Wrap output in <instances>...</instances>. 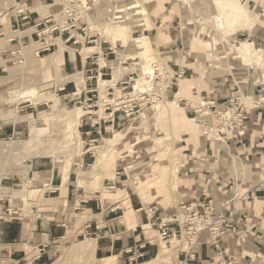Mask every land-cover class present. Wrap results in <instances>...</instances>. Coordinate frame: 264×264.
Wrapping results in <instances>:
<instances>
[{
	"label": "rangeland",
	"instance_id": "obj_1",
	"mask_svg": "<svg viewBox=\"0 0 264 264\" xmlns=\"http://www.w3.org/2000/svg\"><path fill=\"white\" fill-rule=\"evenodd\" d=\"M77 1L87 31L97 34L98 42L103 46L108 41L113 51L116 49L120 52L118 64L121 74L116 86L120 88L121 98L114 103L107 102L115 100L114 91L108 88L90 94L93 96L80 103L67 102L65 98L64 120L53 118L44 121L43 118L53 114L56 109V104L50 97L59 95L64 98L63 92L58 91V86L52 85L56 71L48 68L47 56L50 53H41L36 57L33 52L39 46H33L31 42V45L25 43L22 47L19 46L17 50L21 53L16 51L10 56L9 50H5L4 41H0V147L9 144L7 149H0V185L16 192L15 199L12 200L8 194H0V220L12 219L18 213L27 219L46 215L47 212L59 217L62 209H66L70 203L62 202L56 194L48 192L46 187L49 185L51 170H54L61 179L58 187L60 196L59 188L64 183L63 171L66 170L68 175L72 173L70 184L73 189L79 190L78 193L74 191L73 200L92 197L98 204V210L95 206L92 207L94 212H100L101 205L104 209L107 206H111V209L120 207L124 214L130 210L128 214L131 224L124 218L122 220L133 227L134 213L130 204L128 205L126 192L138 197L146 208L156 206L157 202L163 200L165 204L178 210L176 201L180 188L175 180L178 175L175 167L180 154V137L183 138L184 134H200L197 120L194 123L190 121L194 119V114L187 112V103L197 109L200 98L198 102L197 99L183 98L184 95L191 96L193 80H180L181 88L173 98L176 91L172 83L186 75L178 77L173 74L172 69L176 66L171 59L174 54L172 46H178L182 58L190 55L188 59L196 63V67H192L197 73L192 74L193 79L194 76L207 77L215 85L216 82H227L237 85L241 90L248 84L251 96L254 95L253 89L257 87L254 102L264 108V90L255 80L260 70L252 63L254 58L249 57L251 62H248L242 55L243 50L258 49L264 60V0ZM237 3L242 7L239 16L234 11ZM55 4L58 9L55 17L58 19L60 0H56ZM2 14L1 12V22L4 23L7 18L2 17ZM102 28L108 29L107 36L99 31ZM241 47L244 49H240ZM145 48L149 50L146 60L143 54L146 52ZM115 59V53L107 56V60ZM145 65L154 70L155 75L150 83L153 89L145 93L136 92L135 95L133 85L140 78V67ZM81 78L82 84L75 82V95L84 86L83 77ZM99 79L111 80L109 67L108 74ZM91 83V87L96 88L94 80ZM47 97L49 102H46ZM181 99H186V104L179 103ZM174 100L178 101L176 104L183 108L184 114L178 106L173 107L169 103ZM155 105H159L158 108ZM106 107L110 109L105 110ZM110 111L115 116L114 128L96 141H87L80 134L77 137L76 130L72 134L66 131L67 122L74 113L82 116L79 123L81 125L87 117L91 121H97L105 118V113ZM116 133L122 137L115 145L100 147L104 139H109ZM73 148L79 149L82 154L77 165L70 157ZM53 154L58 161L56 163L51 157H47ZM98 157V167L90 171ZM25 166H30L27 172L24 171ZM32 209L36 212H31ZM79 212L75 211L77 215L71 214L72 223L79 219ZM120 214L117 211L115 216ZM144 229L151 230L150 226ZM91 237L93 235L82 234L73 242H57L51 249L52 258L48 264H99L105 258L99 261L94 259L93 242L91 240V245L87 246L85 241ZM174 242L177 246L182 245L179 239H173ZM161 247L166 250L162 242ZM1 259L0 252V264ZM109 260L116 263L115 258Z\"/></svg>",
	"mask_w": 264,
	"mask_h": 264
},
{
	"label": "crops",
	"instance_id": "obj_2",
	"mask_svg": "<svg viewBox=\"0 0 264 264\" xmlns=\"http://www.w3.org/2000/svg\"><path fill=\"white\" fill-rule=\"evenodd\" d=\"M55 1L0 0V14L2 12V17L7 18L3 23L0 16V41H4L5 50H9L10 56L19 51L17 49L22 43L32 42L39 45L38 33L41 27L38 23L49 16L56 18L58 9ZM19 9L23 11L19 12ZM70 34L74 35L70 41H67L65 34L54 35L51 50L46 54H51L47 56L49 58L56 55L61 59L58 79L80 72L84 86L78 95H75L77 87L73 80L58 86V91L63 92L62 96L67 102L80 103L93 96L90 94L98 93V78L108 74V67L100 65V62L107 60V56L114 51L108 41L106 46L98 42V35L91 31L81 34L77 29H71ZM89 36H93V39L89 40ZM85 49L86 54L82 53ZM91 49L93 51H90ZM172 49L174 54L171 59L176 66L172 69L173 74H180L178 77L186 75L172 83L176 91L173 98L179 92L180 80L183 79L193 80L194 83L191 96L184 95L183 98L197 99V102L198 98L203 96L216 100L218 104L225 103L235 93L251 96L248 84L241 90L237 85L227 82L222 84L215 81V85L207 77L194 76L193 79L192 74L197 73L192 67H196V63L188 59L190 55L182 58L178 46H172ZM37 51H34V55ZM91 80H94L96 88L91 87ZM253 90L254 95L252 94L251 98L254 100V97H257V87ZM185 101L187 100L182 102ZM187 104V112L192 115L195 108L189 102ZM247 105V131L242 140H229L225 144L205 138L199 125V135L184 134L183 138L180 137V154L175 167L178 173L175 180L180 188L176 206L186 200L206 196L209 202L219 207L233 195L245 196V200L233 203L228 209L227 234L217 248L205 243L208 235L204 234L203 242L195 247L192 253L187 254L186 250L173 243L171 238L164 243L166 250H163L156 224L163 220L170 231H177L178 225L174 222L177 211L173 207L161 200L155 204L157 207L146 208L138 197L132 194L130 196L125 191L135 222L133 227L128 226L122 218L130 224L132 220L125 218L120 207L111 209V206H107L104 209L101 205L100 212H94L92 207L95 206L98 210V204L92 197L73 200L76 190L70 184V172L66 195L62 198V201L70 204L66 209H62L60 218L55 213L47 212L46 215L31 219L18 213V216L12 219L0 220L1 264H48L52 258L51 249L57 242H73L82 234L93 235L89 239L93 242V257L96 261L109 257L115 258L116 264H264V108L260 106L255 109L250 103ZM108 109L110 108H105ZM105 115V118L97 121H91L90 117L85 118L79 125V134L92 142L102 137V134L111 132L114 128V113L110 111ZM60 180L55 171L51 170L49 185L46 188L48 192L56 194L57 198ZM78 210L80 217L72 223L71 214L77 215L75 211ZM33 211L36 212L32 209L31 212ZM117 211L121 213L118 217L115 216ZM147 226H150V231L144 229ZM139 245H143L139 250L142 257L128 262L129 254L126 250L136 249Z\"/></svg>",
	"mask_w": 264,
	"mask_h": 264
},
{
	"label": "built area",
	"instance_id": "obj_3",
	"mask_svg": "<svg viewBox=\"0 0 264 264\" xmlns=\"http://www.w3.org/2000/svg\"><path fill=\"white\" fill-rule=\"evenodd\" d=\"M77 0H60V16L58 19L53 16L42 19L38 26L41 27L39 37V50L37 54L47 53L51 50L54 35L65 34L67 41L74 35L70 30L77 29L81 34H87V27L84 25V17ZM22 12V9L18 10ZM93 39V36H89ZM23 43L20 45V47ZM180 75V74H179ZM178 75V76H179ZM182 100L179 101V103ZM257 109L258 103L246 94L235 93L225 103L218 104L216 100L205 96L200 98L199 106L193 111L194 119L201 128L202 136L214 139L221 143L229 140H242L247 131V104ZM245 196L233 195L232 198L224 201L219 207L207 200L206 196L190 199L179 205L177 219V231H170L166 222L160 220L157 225V234L160 241L166 243L168 239H179L186 253H192L195 247L203 242L204 234L208 235V243L218 247L222 238L227 234V211L233 203H240ZM143 245L136 249H127L129 254L128 262L136 261L142 257L139 252ZM222 264H234L232 262Z\"/></svg>",
	"mask_w": 264,
	"mask_h": 264
},
{
	"label": "bare ground",
	"instance_id": "obj_4",
	"mask_svg": "<svg viewBox=\"0 0 264 264\" xmlns=\"http://www.w3.org/2000/svg\"><path fill=\"white\" fill-rule=\"evenodd\" d=\"M47 6V5H46ZM42 7V6H41ZM43 7H45V6H43ZM42 7V8H43ZM38 9V8H37ZM46 9V8H45ZM240 9H242V7L237 3V6L236 7H234V11H236V13L238 14V16L240 15V13H239V11H241ZM39 11H41V9L39 10ZM45 11V10H44ZM44 11H42V12H44ZM5 19V18H4ZM6 20V19H5ZM1 21H3V18L1 19ZM221 24H219V26H220ZM92 28H94V27H92ZM100 32H101V34L103 35V36H107L109 33H108V29L107 28H102L101 30H99ZM22 33H25V32H22ZM58 43H59V41H58ZM240 43H242V42H240ZM209 44V43H208ZM206 45L207 47L209 46V45ZM30 45H31V42H30ZM33 46L35 45L36 46V44H32ZM33 46H30V47H33ZM39 46V45H38ZM27 47V46H26ZM28 47H29V45H28ZM27 47V48H28ZM22 49H24V48H22ZM29 49H31V48H29ZM240 49H244V47H241ZM35 50V49H34ZM39 50V49H38ZM62 50V48H60V50L59 51H61ZM22 51V50H21ZM144 51H146L145 53H143L144 54V57H145V60L147 59L146 58V56H147V51H149L147 48H145L144 49ZM16 52V51H15ZM250 52V53H249ZM264 52V51H263ZM262 52V53H263ZM17 53H21L20 51L19 52H17ZM82 53H85L86 54V52H85V50H83V52ZM114 53H115V56H116V59L115 60H101V62H100V65H105V66H107V67H109L110 68V70H111V80H104V79H99L98 80V91L100 92V91H103V90H106L107 88H111L113 91H114V95H115V100H110V101H107V102H109V103H114V102H116V99H118L119 100V98H121L120 96L122 95L121 94V92H120V88L119 87H117L116 86V82L118 81V79H119V75L121 74L120 73V71H121V69H120V66H119V64H118V61L120 60V52L118 51V50H116V49H114ZM249 53V54H248ZM260 53V50L258 51V49H254V50H252V51H247V50H243V52H242V55L244 56V57H246L245 59H248V62H251V60L249 59V57H252V58H254L255 60H254V62H252V63H254V65L255 66H257L258 67V69L260 70L259 72H260V74L255 78V80H256V82L257 83H259L261 86H262V89L264 90V60H263V58L261 57V54H259ZM14 54V53H13ZM33 54H34V52H33ZM35 55H37V57L39 56V54H35ZM51 55V54H50ZM34 56V55H33ZM148 57V56H147ZM48 58V68L50 69V70H54V71H56L55 73L56 74H54V78H55V80H54V84H52L53 86L54 85H56V86H61L62 84L64 85L65 84V82L66 81H69V80H73L74 82H76V83H83L82 82V78H81V76H80V72L78 73L77 72V74H70V75H68V76H64L63 78H61V79H58V74L60 73V71H61V59H60V57L58 58L56 55H54V56H51L50 58L49 57H47ZM244 58H243V60H245ZM45 61H47V59L45 60ZM47 64V63H46ZM146 65H147V63H146ZM141 66L140 67V78L138 79V80H135L136 81V84L135 85H133V92H134V94L137 92H141V93H145V92H147V91H150L151 89H153L152 87H150V83H151V81H152V77H154V70H152L150 67H147V66ZM55 75H58V76H55ZM62 85V86H63ZM153 86V85H152ZM130 94H132V93H130ZM136 95V94H135ZM48 99H46V102H49L50 100H49V97H47ZM50 98H53L52 100L54 101V104H56V109L53 111V114H49V115H47L45 118H43V120L44 121H49V120H52L53 118H56V119H60L61 121L62 120H64V118H65V114L63 113V111L65 110V107H64V98H62L61 96H59V95H53V96H51ZM176 99H179V98H176ZM175 99V100H176ZM117 100V101H118ZM133 100V99H132ZM173 101V102H169L173 107L176 105V106H178V109L179 110H181L182 111V113L184 114V110H183V108L182 107H180L178 104H176L177 102L176 101ZM260 103V102H259ZM99 104H101V102L99 103ZM261 104V103H260ZM102 105V104H101ZM158 106L159 105H155V107H157L158 108ZM101 106H99V108H100ZM129 109V108H128ZM77 110L79 111L80 110V107H78L77 108ZM55 114V115H54ZM45 116V115H44ZM67 117V116H66ZM81 118H82V116L80 115V114H76V113H74V114H72L71 115V118H70V120H69V122H67V126L65 127L66 128V131L68 132H70L69 134H72L73 133V130H76L77 131V137H78V130H77V126L79 125V123H80V121H81ZM22 119V118H21ZM20 120V119H19ZM194 120L195 119H192V120H190L191 122L193 121V123H194ZM23 121V120H22ZM18 122V121H17ZM29 123L31 124V127L33 126L32 125V120L30 119L29 120ZM121 135L120 134H118V133H116V134H114L111 138H109V139H104V141H103V144L100 146V147H103V146H107V148H108V146L109 147H112L113 145H115L120 139H121ZM67 141H68V138H67ZM75 143H77V142H75ZM71 144H74V143H70V145ZM67 145H69V143H67ZM9 147V144H5V145H3V146H1L0 147V149H7ZM75 148V147H74ZM73 148V149H74ZM104 148V147H103ZM71 149V148H70ZM82 156V154L80 153V151H79V149H74L73 151H71L70 152V157L72 158V160H73V162L77 165L80 161H79V158ZM43 157H45V156H43ZM43 157H41V158H43ZM47 157H51L52 158V160H53V162L54 163H56V162H58L57 160H56V157H55V155L53 154L52 156L50 155V156H47ZM98 163H100V158L98 157V158H96L95 160H94V163H93V166L90 168V171H93L94 169H96L97 167H98ZM79 166V165H78ZM30 167V166H29ZM29 167L28 166H25L24 167V171H28V169H29ZM26 172L24 173V174H26ZM50 173V172H49ZM67 177H68V172L66 171V170H64L63 171V180H64V183H62L63 185L59 188L60 189V192H61V195L59 196V198L60 199H62L65 195H64V192H65V188H66V184H67V182L66 181H68V179H67ZM16 192H12V190L11 189H9V188H6V187H3V186H1L0 185V194H1V196H3L4 194L6 195V194H8V196H9V198L12 200V199H15V194ZM18 193V192H17ZM115 197H116V195H115ZM123 197V196H122ZM125 198H126V195L124 196ZM123 200V199H122ZM126 200V199H125ZM127 200H128V197H127ZM62 202H64V201H62ZM122 203V202H121ZM51 204H53V203H51ZM128 205H129V203H128ZM57 206V205H56ZM63 206V205H62ZM123 207V206H122ZM130 211V210H129ZM129 211H127L125 214H124V216H125V218H130L129 217V214H128V212ZM87 243H88V245L87 246H89V245H91L90 244V242H91V239H87V240H85ZM84 241V242H85ZM165 249V248H164ZM109 259H114V258H106V259H104L103 261H99V264H116L113 260H109Z\"/></svg>",
	"mask_w": 264,
	"mask_h": 264
}]
</instances>
